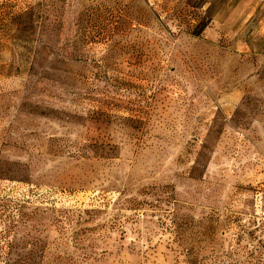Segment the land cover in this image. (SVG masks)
<instances>
[{"label":"rangeland","instance_id":"1","mask_svg":"<svg viewBox=\"0 0 264 264\" xmlns=\"http://www.w3.org/2000/svg\"><path fill=\"white\" fill-rule=\"evenodd\" d=\"M8 260L264 264V0H0Z\"/></svg>","mask_w":264,"mask_h":264},{"label":"trees","instance_id":"2","mask_svg":"<svg viewBox=\"0 0 264 264\" xmlns=\"http://www.w3.org/2000/svg\"><path fill=\"white\" fill-rule=\"evenodd\" d=\"M41 4L44 6L45 0H41ZM6 5V4H4ZM56 5V4H54ZM55 7V6H54ZM97 6L91 5L86 8V10L82 14V21H86L87 24L91 28H96L97 27V22H96V16H97ZM38 11V12H37ZM42 7L41 5H29V6H24V7H18L17 10L14 11H7L4 10L1 12V24L3 26L4 33H14L16 31L20 32V34L17 37V41H20V39H25L29 35L33 34L34 27L38 25L39 23H42L43 16L41 15ZM4 12V13H3ZM3 13V14H2ZM99 15H104L105 19H110L108 16H106L104 13H100ZM81 20V19H80ZM45 21V20H44ZM16 25V28H15ZM11 26V27H10ZM117 28V27H116ZM88 41L90 42H97L99 38H97L93 32L91 34H88ZM10 37H13L10 36ZM21 40V41H24ZM6 40V39H5ZM176 217L174 216L171 221L172 224L174 225L173 227L170 225L167 227L170 231H175L179 235V241L180 243H188L189 242V230H190V223L186 220L178 222V220H175ZM6 235V233H4ZM11 249H14V245L10 246ZM190 249L187 248V253L189 254ZM4 264H18V260H8L4 262Z\"/></svg>","mask_w":264,"mask_h":264}]
</instances>
